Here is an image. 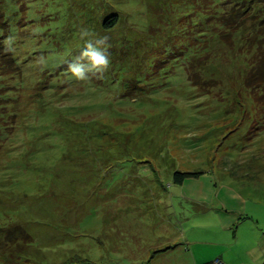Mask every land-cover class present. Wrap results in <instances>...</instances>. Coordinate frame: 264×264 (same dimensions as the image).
Listing matches in <instances>:
<instances>
[{"label": "rangeland", "instance_id": "obj_1", "mask_svg": "<svg viewBox=\"0 0 264 264\" xmlns=\"http://www.w3.org/2000/svg\"><path fill=\"white\" fill-rule=\"evenodd\" d=\"M223 4L0 0L1 43L11 38L22 67L9 81L4 65L7 80L0 76V242L15 222L34 239L22 253L32 264L75 255L95 264H264L252 251L264 229V96L246 88L264 14L229 46L213 31ZM251 4L226 0L224 9L244 18ZM114 15L119 27L103 32ZM103 37L107 71L70 78L67 62ZM176 171L203 175L175 186ZM237 195L243 212L231 210ZM227 209L244 222L238 232L222 227Z\"/></svg>", "mask_w": 264, "mask_h": 264}, {"label": "trees", "instance_id": "obj_2", "mask_svg": "<svg viewBox=\"0 0 264 264\" xmlns=\"http://www.w3.org/2000/svg\"><path fill=\"white\" fill-rule=\"evenodd\" d=\"M225 1L226 0H224V4H225ZM248 2L249 3L253 2L254 4L253 5L251 4V7H250L252 8V11L248 10V8L245 9L244 11L245 19L243 18V16H237L236 14H233V12L226 11V9H224V4L222 6L223 8L222 11H224L225 14L219 18L220 29H213V31L216 33L217 37L222 42L228 44L229 46L233 45L236 39V38L234 39V37L236 36L235 34H240L243 32L241 27L244 26L243 24L246 21L256 18L254 20H256L257 22L258 17L260 18V21L262 20L261 18L264 14V0H248ZM255 5L257 7H255ZM6 20L7 19L5 17V14L2 11H0V66H2L0 67V76L3 78L8 77L7 74L3 73V70H4V65L9 66V69H10L9 81H10L11 79H14L17 76L22 75V67L20 66V63L18 62V60L14 57L12 50L11 51L6 50V46L2 45L1 43L3 36H6L5 34V30L7 27ZM118 24L119 23H118V19L116 15L108 17L102 24V28H103L102 30L103 32L113 33V31L119 27ZM260 26L255 27V29L258 33H261V36L262 35L264 36V20H262V22L260 23ZM246 30L244 31V34H246L245 36H248L249 34L253 33V31L250 29H246ZM248 62L250 63V70L248 72L249 76L247 77L248 79L246 81L248 85L246 88L252 91L256 89V93H259L260 95L263 94L264 96V41L263 39L259 40V42L257 43V53H256L255 58L252 61H248ZM192 70L194 69L189 68L187 69V72H188L189 79L193 83H195V81H193V78H192L193 76V74L191 73ZM1 77H0V80H1ZM5 80H7V78ZM9 86L11 87L10 83H9ZM1 89L2 88H0V100H4V98H6L7 100V93L3 94L1 92ZM12 114L15 116L14 113ZM2 117H4L3 114H1L0 118L2 119ZM14 123H15V117H14L13 123L11 124L12 130L14 129L13 127ZM1 128H0V131H2ZM14 132L12 134H14ZM0 140H1V145H0V149H1L2 139ZM202 175L203 173L201 172L183 173V172L176 171L173 174L172 182L175 186H178V185L181 186L186 180L190 178H200ZM41 192L45 193L44 190H41ZM16 232L23 234L25 237L24 236H22L21 238L16 237L15 236ZM33 241L34 239L24 230V228L20 224L13 222L5 230L4 239L1 240L0 242V257H4V259L7 261V264L9 263L10 264H32L28 259H24L22 257V253L26 249V247H29L31 244H33ZM161 251L162 250H159L153 254L156 255L160 253ZM92 262L93 261L90 260L89 258H83L80 255H75V258L70 259L66 264H95ZM207 264H212V263H207Z\"/></svg>", "mask_w": 264, "mask_h": 264}, {"label": "clouds", "instance_id": "obj_3", "mask_svg": "<svg viewBox=\"0 0 264 264\" xmlns=\"http://www.w3.org/2000/svg\"><path fill=\"white\" fill-rule=\"evenodd\" d=\"M88 36V33H85ZM107 37L99 40H88L83 48L80 49V54L74 57L71 62H67L66 73L70 74V78L76 81H87L90 75L100 74L109 68L111 64L109 56V47L107 45ZM6 50H12V40L9 38L6 42Z\"/></svg>", "mask_w": 264, "mask_h": 264}, {"label": "crops", "instance_id": "obj_4", "mask_svg": "<svg viewBox=\"0 0 264 264\" xmlns=\"http://www.w3.org/2000/svg\"><path fill=\"white\" fill-rule=\"evenodd\" d=\"M187 181V180H186ZM185 181V182H186ZM184 182V183H185ZM183 183V184H184ZM182 184V185H183ZM181 185V186H182ZM185 194H183V196H184ZM182 198V197H181ZM201 201V200H200ZM236 201H237V205H236V207H234V209L235 208H237V210L235 209H231V210H233V211H240V212H243V211H245V208H244V206H241V205H243L242 204V200H241V198H240V196L239 195H237L236 196ZM197 205H196V207L199 209V210H207L206 208L205 209H203V206H208L207 204H205V203H202V202H197L196 203ZM226 204H224L223 206H225ZM231 208H233V206L231 207ZM230 210L229 209H227V210H225V212H226V214L227 215H230V220L228 221V223H226V224H224L222 227H223V229L224 230H230V231H232V229H234V228H236L237 229V232L239 231V229L243 226V224H244V222L242 221V219H241V217L239 216L240 214H234V213H230L229 212ZM262 237H259V239H258V243L256 244V245H254L253 246V248H252V251H253V253H256L257 255H258V257H260L262 254H264V229H262ZM254 241V240H253ZM189 243H190V241H189ZM188 244V243H187ZM189 245V244H188ZM218 259H220V258H217L215 261H213L214 263L215 262H219V263H221V261L220 260H218ZM213 262H208V263H213ZM207 264V263H206Z\"/></svg>", "mask_w": 264, "mask_h": 264}]
</instances>
